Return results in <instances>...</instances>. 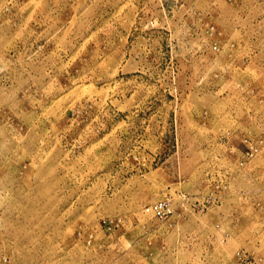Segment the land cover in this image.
<instances>
[{"label": "rangeland", "instance_id": "1", "mask_svg": "<svg viewBox=\"0 0 264 264\" xmlns=\"http://www.w3.org/2000/svg\"><path fill=\"white\" fill-rule=\"evenodd\" d=\"M0 264H264V0H0Z\"/></svg>", "mask_w": 264, "mask_h": 264}, {"label": "built area", "instance_id": "2", "mask_svg": "<svg viewBox=\"0 0 264 264\" xmlns=\"http://www.w3.org/2000/svg\"><path fill=\"white\" fill-rule=\"evenodd\" d=\"M155 211H157L158 214L161 213V211H158L157 209Z\"/></svg>", "mask_w": 264, "mask_h": 264}]
</instances>
